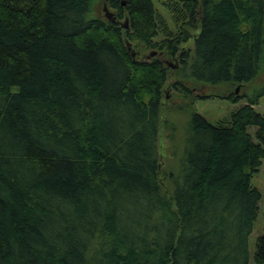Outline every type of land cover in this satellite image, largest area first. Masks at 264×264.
Masks as SVG:
<instances>
[{"label": "trees", "instance_id": "obj_1", "mask_svg": "<svg viewBox=\"0 0 264 264\" xmlns=\"http://www.w3.org/2000/svg\"><path fill=\"white\" fill-rule=\"evenodd\" d=\"M95 1L0 0V264H264V231L250 246L264 87L225 123L190 112L163 169L169 65L129 52L177 58L197 86L251 84L264 0H170L172 30L151 0H106L117 14L106 24Z\"/></svg>", "mask_w": 264, "mask_h": 264}, {"label": "rangeland", "instance_id": "obj_2", "mask_svg": "<svg viewBox=\"0 0 264 264\" xmlns=\"http://www.w3.org/2000/svg\"><path fill=\"white\" fill-rule=\"evenodd\" d=\"M151 1L153 2L157 17L162 20L163 26L172 30L173 19L171 18V13H169L170 0ZM104 8H106L107 12L112 15V19L110 20H113L114 17L117 16L116 12H114L109 7L106 0H97L92 7V19L102 21L105 24L110 21L105 16ZM118 25L124 32L127 21L123 19L122 21L118 22ZM181 48L191 50L193 48V41L191 40L187 45ZM129 52L134 55V57L137 56L138 59L142 61L146 60L145 58L152 53H155L154 57L156 58H158V55H163V61H166L169 64L170 70L168 72L167 83L162 93V124L159 129L158 138L160 168L163 169L171 168V166H173L175 159L174 156L177 153L181 142L183 126L190 112L200 115L211 124L217 125L225 123L232 112L246 105V102L242 99V97H252L256 92L261 90L260 88L264 87V69L254 82L243 87H238L239 90L236 94L235 92L238 89L236 87L208 88L197 86L190 82L188 74H184V77L186 78L181 79L177 74L179 68L175 67V65H178L177 58L169 60L166 57V53L161 52L157 48L147 50L143 46L134 43L131 44ZM171 67H175L176 69H172ZM176 83L180 85V87H178L179 89L183 87L191 91L192 98L189 99L185 97V95L181 93L180 90H175L173 85ZM231 97L241 100H239L237 104L233 105L227 101V99ZM197 98H202L204 100L198 101L196 100ZM254 110L259 115L264 117V98L259 100V103L254 107ZM250 132L253 133L252 130ZM251 184L252 187L258 190L262 196L258 222L255 227V232L250 239V246L252 250L256 239L261 234H263L264 231V162L260 168L259 174L253 178Z\"/></svg>", "mask_w": 264, "mask_h": 264}, {"label": "water", "instance_id": "obj_3", "mask_svg": "<svg viewBox=\"0 0 264 264\" xmlns=\"http://www.w3.org/2000/svg\"><path fill=\"white\" fill-rule=\"evenodd\" d=\"M104 12H105V16H106V18L108 19V20H110V19H112V15H110L108 12H107V9L106 8H104ZM133 57H134V55H132ZM155 56V53H152L151 55H149L148 57H146L145 59L146 60H150L152 57H154ZM172 69H175V67L173 68V67H171ZM238 90H239V88L236 90V94L238 93Z\"/></svg>", "mask_w": 264, "mask_h": 264}, {"label": "flooded vegetation", "instance_id": "obj_4", "mask_svg": "<svg viewBox=\"0 0 264 264\" xmlns=\"http://www.w3.org/2000/svg\"><path fill=\"white\" fill-rule=\"evenodd\" d=\"M110 21H112V20H110ZM124 29H127V26ZM166 65H169V64L166 62Z\"/></svg>", "mask_w": 264, "mask_h": 264}]
</instances>
